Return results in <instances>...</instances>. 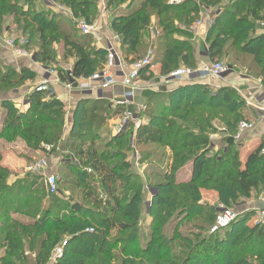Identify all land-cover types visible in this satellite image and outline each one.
Masks as SVG:
<instances>
[{"label": "trees", "instance_id": "obj_1", "mask_svg": "<svg viewBox=\"0 0 264 264\" xmlns=\"http://www.w3.org/2000/svg\"><path fill=\"white\" fill-rule=\"evenodd\" d=\"M56 1L74 17L89 23L98 13V0ZM133 2L106 0V6L115 13L123 5L129 9ZM200 7L220 10L207 31L209 61L230 52L243 64L249 58V68L264 85V45H253L250 39L240 43L255 22L264 20V0H185L173 5L167 0H144L128 14L113 16L110 26L118 34L123 52L134 55V60L140 58L143 47L139 32L155 14L160 32L153 63L160 62L162 75H166L178 68L180 60L194 65L188 42L175 35L188 38L187 27L194 22ZM6 17L13 19L17 31L28 35L29 43L37 47L36 58L43 65L55 61V44L63 45L65 58H74L71 74L75 78H86L106 64L107 51L92 46L89 35L80 34L65 15L37 8L35 0H0V25ZM126 56L123 58L131 61ZM34 76L30 69L16 70L0 62V93L4 96L1 105L6 110L0 138L8 142L20 138L31 150L57 153L55 146L64 131L62 101L55 95L34 91L28 96V108L20 111L7 98L10 90ZM183 93L184 89L178 88L160 103L147 106L148 123L135 130V147L141 162L150 159L156 148L171 151L166 172L156 173L154 165L148 166L147 187L127 161L130 131L111 137L104 147H95L93 141L87 148L79 147L81 141L76 139L66 143L65 148L71 153H62L65 162L57 172L67 175L58 181L70 192L67 199L47 195L39 174L26 173L9 185L11 171L0 164V264H47L57 245L62 248V255L52 264H264V222L249 224L252 210L239 214L223 232L209 234L215 213L208 203H201V190L212 191L217 201L236 206L252 191L264 193L263 143L244 164L237 143L225 140L217 151L210 144L214 120L225 126L228 137L236 134L238 122L243 120L244 100L229 87L222 89L219 102L207 99L192 104L185 101ZM88 103L80 100L72 113L71 132L78 131L82 137L95 124L102 123V112L108 115L104 100ZM82 121L89 126H81ZM117 158L120 161L112 163ZM188 163L192 164L191 177L179 182L177 173ZM85 165L91 171L86 172ZM151 176L155 180L150 181ZM35 181L41 185V193L35 190ZM72 184L78 188V199H71ZM147 188L154 193L147 213L150 221L144 226ZM192 218L199 221L192 228L201 232L208 228L207 236L182 234L181 225ZM171 224V233H167L166 227Z\"/></svg>", "mask_w": 264, "mask_h": 264}, {"label": "crops", "instance_id": "obj_2", "mask_svg": "<svg viewBox=\"0 0 264 264\" xmlns=\"http://www.w3.org/2000/svg\"><path fill=\"white\" fill-rule=\"evenodd\" d=\"M36 3L38 5L37 0ZM97 9H98V13L93 21V23L96 24V31L93 32L92 35H89V40L91 41V45L96 48H102L105 51H107V48L109 46H113L120 51L122 57L126 56V54L121 49V44L118 34L111 29L110 23L113 16H112V12L110 11V8L106 6V0H98ZM211 9L215 10L216 8L211 7ZM104 10L108 12L109 17L105 18L101 15ZM151 25L157 26L159 28L157 19L155 17H151L149 25L145 28V30L143 29L144 33H141L140 44L150 45V43L153 40L155 41V43L156 41L159 40L158 37L152 36L149 29ZM190 26L187 27L188 28L187 31H189L190 33L188 38L183 35H177V36L175 35V37L181 40H186L188 42L192 54L191 61L194 64L192 67H197L201 63L209 62V58L207 55V44H206V36L208 29L205 33L201 31L195 33L190 29ZM179 27H181L182 29L184 28L182 24H179ZM9 30H11V27H9ZM245 36L246 37L248 36L247 38L252 40L251 44L253 45L258 44V42L264 45V33L262 32V29L260 28L258 22H255L254 28L248 31L244 36H242V38ZM54 48L56 50V58L55 61L52 62L50 65L55 67H61L67 65L72 66L74 62V58L72 57L65 58L63 56V51H64L63 45L58 44L57 46V44H55ZM133 56L134 55H129L126 57L128 60H131ZM154 58H155V54H154ZM0 62L2 65L4 66L10 65L14 67L16 70H19L20 68H27L35 73L34 78L28 79L22 85L10 90L11 93L12 92L15 93L17 91L20 94V96H23L26 93V91L29 90L30 82L36 83L41 79L42 70L40 65L32 64L30 61L26 59L16 60V58L10 52L6 51V49L3 48H0ZM248 62H249V58H248ZM248 62H246V64L238 62L236 64V69L233 68V72H231L225 78L220 80L209 79L205 81L203 80V81H195V82L176 81L165 84L162 83L161 81V77H162L161 64L157 60L154 61V63H152V65L141 74L139 80V87L135 91L136 92L135 105L131 107V109L133 110H136L137 105H141L144 107L143 111H141L139 115L138 127L140 125H146L148 123V117L145 114V110L147 109V106L154 104L153 101L160 103L162 101V98H165L168 95V93L178 88L184 89L183 96L185 101H188L189 103L192 104H198L207 99L215 102H219L222 96V89L224 87L232 88L244 100L243 108L241 111L243 114V120H247L254 123V128L252 130L245 131L242 134L241 140L238 141V143L236 144L237 148L239 149L240 159L244 164L248 155L253 150L258 148L259 145H261L264 135V85L261 82V79L253 74V70L249 68ZM186 65L189 64H186L184 60H180L178 63V67H184ZM188 67L191 66L189 65ZM54 91L56 98L61 100L62 103L64 104V108L67 116L68 115L72 116V113L80 100L82 99L87 100L89 101L90 104L94 100H96V98L91 93L89 94V92H81L77 89L68 90L62 84H56L54 87ZM11 93L9 92L7 93L8 99L12 97ZM104 93H105L104 102L105 105L107 104L108 106L107 107L108 115H106V112H102L103 116L105 117L102 126L103 128L109 131V133L111 134L110 135L111 138L118 135L117 125L119 122L121 109L114 106L112 102L114 99L119 98L122 93V86L120 84L119 78L117 79L116 84L113 86V88L107 89L106 91H104ZM13 103L15 107H17L20 111H25L28 108V106H24L15 102ZM0 114H1L0 115V132H1L4 119L6 116V110L2 107L1 102H0ZM219 123L221 126L220 128L218 127L219 130L221 129V132H225L226 129L223 128V125L220 121ZM228 136L223 138L221 142L220 141L216 142L218 140L216 141L213 140L212 136L210 135L209 139L213 151H217L220 147H223L225 145V140H227ZM0 142H4L8 145H16V144L20 145L18 151L14 152V155H7L5 159H0L1 161L3 160L2 162L0 161V164L4 167H7L11 171V174L9 175L7 180V183L9 185L12 184L15 180L21 179L26 173H28L25 167L31 160V157L37 158L43 155L48 156V163L49 166L51 167V170H53L54 172H56V174H58L57 170L59 166H61L62 164V156H59L60 153L58 155H55L54 153L45 154V152H42L40 150H31L27 148L25 143L20 138H17L12 142H8L5 139L0 138ZM135 148L137 149V147ZM134 154L135 153L133 152V150L128 149L126 154L127 161L130 163V165L136 167V169L139 168L140 171L135 170V173H137L142 178L143 184H145L146 181H145L144 166L146 164V161L141 162L139 157L138 160H135L137 159V155L135 156ZM170 162H171V155L168 163L170 164ZM169 164L167 165V169H169ZM191 174H192V164L188 163L183 168H181V170H179V172L177 173V179L179 182L188 181L191 177ZM145 187H147L146 184ZM147 189L149 193L147 196V201L145 203L146 217L143 222L144 226H147L150 221V218L148 217L147 213L149 212V208L151 204V196L154 193L151 192L154 191L153 189H149V188ZM202 192L203 193L208 192L207 194H209L208 195L209 197L215 198V194L212 191L201 190V193ZM259 194H260L259 196H256V192L252 191L251 196L249 198L243 199L241 203L238 206H236L238 213L241 214L249 210L251 211L255 207H264V193L260 192ZM76 196L80 197V194ZM59 197L62 199H67L70 197V192L65 190ZM71 199L72 200L74 199L73 195H71ZM75 199H78V197H76ZM250 222L251 221H249V224ZM1 252L2 251L0 250V253ZM51 257L49 258V262L47 264L54 263V261L51 260Z\"/></svg>", "mask_w": 264, "mask_h": 264}, {"label": "built area", "instance_id": "obj_3", "mask_svg": "<svg viewBox=\"0 0 264 264\" xmlns=\"http://www.w3.org/2000/svg\"><path fill=\"white\" fill-rule=\"evenodd\" d=\"M37 1V8L52 9L53 11L68 17L80 34L88 36L96 31V24L93 23L94 25H92L83 18L74 17L68 8L60 5L56 0ZM184 1L185 0H170L169 4H181ZM219 13V9L214 10L209 7H204L201 16L192 23L190 29L195 33L200 31L205 33ZM101 15L105 18L109 17L106 10H104ZM258 24L264 33V21H259ZM149 29L153 37L159 35L160 29L157 26L151 25ZM3 31L4 32L0 34V48L6 49V51L10 52L16 60L26 59L32 64L40 65L42 70L41 79L38 82H30L29 90L26 91L23 96H20L17 91L15 93L10 92L12 95L10 100L24 106H29L28 96L32 92L36 91L48 95H55L54 87L56 84H62L68 90L77 89L81 92H89V94L91 93L96 99L104 100V91L112 89L119 78L122 86V93L119 98L114 99L112 102L114 106L121 109L117 125V133L124 134L130 131L128 145L129 148L135 152V129L138 127L139 115L144 107L137 105L136 110L131 109V107L135 105V91L139 87L140 76L143 73L142 71L148 69L153 63L155 54L154 40L150 43L149 49L143 57L131 61H126L117 48L109 46L107 48L106 64L104 67L93 72L86 78H75L71 74V65L61 67L43 65L39 63L36 58L37 49L29 43V39L26 36L17 33H7L10 31L9 27H5ZM231 72H233V67L231 65L220 61H209L207 63H201L193 68L185 66L178 67L168 74L162 75L161 81L166 84L176 81L195 82L209 79L220 80L225 78ZM3 98L4 96L0 93V102ZM253 128L254 123L247 120H241L238 123L236 134L232 137L233 142L237 143L240 141L242 134ZM262 143V152H264V135ZM44 147L46 150L50 149V146L45 145ZM70 158L71 160H75L73 157ZM62 162H65V158H62ZM25 169L28 173L42 175L43 185L47 195H54L58 192L56 174L51 170L45 157L39 158L38 160H35V162H29ZM252 211L258 221L264 222V207H255ZM239 214L240 213L233 208L218 204L213 222L208 229V233L217 234L223 232L232 224ZM61 255L62 248L59 246L54 249L51 260L55 261Z\"/></svg>", "mask_w": 264, "mask_h": 264}, {"label": "rangeland", "instance_id": "obj_4", "mask_svg": "<svg viewBox=\"0 0 264 264\" xmlns=\"http://www.w3.org/2000/svg\"><path fill=\"white\" fill-rule=\"evenodd\" d=\"M169 1L170 0H167V3L169 4ZM225 1V0H224ZM142 2H144V0H135V2H133L131 5H130V8L129 9H127V8H125V5H123L121 8H120V10H118V11H116L115 13H113L112 11H113V8H110V11L112 12V16H116V15H120V14H128V12L130 11V9H132V8H138V7H140V5H141V3ZM107 5V4H106ZM171 5H173V4H171ZM36 7H38V6H36ZM209 8H211V7H209ZM204 10V7H200L199 8V11L197 12V15H196V17H195V20L196 19H198L200 16H201V13H202V11ZM151 17H155V14H152L151 16H150V18ZM156 18V17H155ZM194 20V21H195ZM91 24L92 25H94L93 24V22H91ZM5 27H11V30L9 31V32H7V33H9V34H11V33H17V34H21V35H24V36H26L27 38H28V35L27 34H22V33H20L19 31H17L16 30V28H15V26H14V22H13V19L11 18V17H6L5 19H4V22H2L1 23V25H0V34L2 33V32H4L3 31V29H5ZM144 29V28H143ZM145 30V29H144ZM140 34L141 33H144V31L142 30V31H140L139 32ZM248 37V36H247ZM244 38V39H242L241 41H240V43H244V42H248L249 41V38ZM33 44V43H32ZM149 45V44H148ZM148 45H143V47H142V49H141V51H140V54L139 55H141L140 57H143V55L148 51V49H149V47H148ZM35 48H37L35 45H33ZM57 46H58V44H57ZM236 57L237 56H234V53L233 52H230L229 53V55L228 56H226V57H224L223 55L222 56H217L216 58H214V61H220V62H225V63H227V64H229V65H231L234 69H236V64L238 63V62H240V60L238 59H236ZM39 62V61H38ZM39 63H41V62H39ZM232 63V64H231ZM42 64V63H41ZM185 67H188V66H185ZM9 93H10V91H9ZM153 103H156L155 101H153ZM88 105H90V103H88ZM220 113V112H219ZM222 114H223V112H221ZM1 115V114H0ZM69 117V118H68ZM68 120V121H67ZM105 120V119H104ZM104 120L102 121V123L101 124H95L94 126H93V128L89 131V133L87 134V132H86V134H87V136H84V137H82V136H79V133H78V131H74V132H71V127H72V116H70V115H68L67 116V114H66V112H65V115H64V131H63V134H62V137L60 138V141H59V143H57L56 144V150L58 151L57 153H54L55 155H58L59 153H60V155L59 156H62L63 154H69V153H71V152H69V150L67 149V148H65V145H66V143H68V141L70 140V139H76V140H80L81 141V143H80V145H79V147L80 146H83L84 148H87V147H89V145H90V143H91V141H93V143H94V145H95V147H98V146H102V147H104V145L108 142V141H110L111 140V138H110V133H109V131L107 130V129H105V128H103V126H102V124L104 123ZM241 121V120H240ZM239 121V122H240ZM238 122V123H239ZM223 125V124H222ZM81 126H85V128H87L88 126H89V124H87V122L86 121H82L81 122ZM213 126H214V128H215V130L213 131V132H211L210 134H209V136L211 135L212 136V138H213V140H218V141H216V142H221L222 140H223V138H225L226 136H228V132L225 130V132H221V129L219 130V128L221 127L220 126V123H219V120H214L213 121ZM219 127V128H218ZM223 128L224 129H226L225 128V126L223 125ZM237 128H238V125H237ZM214 141V142H215ZM236 143V142H235ZM238 143V142H237ZM45 146V145H44ZM219 146V145H218ZM217 146V147H218ZM16 147V148H15ZM19 147H20V145L19 144H16V145H8V144H6V143H4V142H0V159H5L6 158V156L7 155H14V152L15 151H18V149H19ZM45 148V147H44ZM215 148V147H214ZM64 150V152H63V150ZM111 149V148H110ZM130 149V148H129ZM68 150V151H67ZM135 150V156L137 155V159H135V160H138V157L140 158L141 156L138 154L139 152H138V150L135 148L134 149ZM156 151H155V154L150 158V159H148L147 161H146V164H145V171L147 170L148 171V169H149V167L150 168H152V166L154 165V170L156 171V173H158L159 171H166V170H168L167 169V165L169 164L168 163V161H169V158H170V155H171V151L168 149V148H166V147H159V148H156L155 149ZM63 153V154H62ZM170 153V154H169ZM18 154H20V153H18ZM51 154H53V153H51ZM23 155V154H22ZM18 156H21V155H18ZM42 157H45L46 159H47V161H48V156H46V155H43V156H41V157H37V158H34V157H31V160L29 161V162H31V161H34L35 162V160H38L39 158H42ZM71 157V156H70ZM73 158H75V157H73ZM79 159H81V158H79ZM73 160V159H72ZM1 161V160H0ZM3 161V160H2ZM1 161V162H2ZM50 161V160H49ZM74 161V160H73ZM75 161H78V159L77 158H75ZM120 161V159L119 158H117V159H114V160H112V163H118ZM149 166V167H148ZM131 168H132V170L133 171H140L139 170V168L138 169H136V167H134V166H132L131 165ZM147 168V169H146ZM83 169H85V171L86 172H88V171H91V168L88 166V165H85L84 167H83ZM54 172V171H53ZM55 174H56V172H54ZM60 174V175H59ZM59 174H56V177H57V185H58V192L56 193L57 195L59 194V196L65 191L64 190V186L63 185H61V183H58V181H59V179H60V177L61 178H63L64 179V177H67V175L64 173V172H61V171H59ZM149 176V175H148ZM41 181H42V183H43V177H42V175H41ZM73 179V178H72ZM151 179L152 180H155V178L153 177V176H151V178H150V181H151ZM93 180L95 181V183L96 184H98L97 183V178L94 176V178H93ZM36 182V181H35ZM153 182V181H152ZM147 185V184H146ZM35 190H38L39 192H40V189H41V185L38 183V182H36V184H35ZM72 186V191L74 192V194H73V196H74V199L76 198V197H78V198H80L79 196H76V195H78V194H76V193H78V188H76L73 184L71 185ZM43 189H45L44 188V185H43ZM151 192H153V191H151ZM155 192H157L156 191V189H155ZM256 192V191H255ZM41 193V192H40ZM208 192H206V193H201L202 194V199H201V203H208L210 206H211V209H212V212H216V207H217V205L218 204H222V205H224V206H227V207H230V208H233L234 210H236L237 211V208H236V204H233V205H225V204H223V203H221V202H219V201H217V200H215V198L214 197H209L208 195L209 194H207ZM260 192H256V196H259L260 194H259ZM241 202L239 201V204H240ZM238 204V205H239ZM237 205V206H238ZM238 212V211H237ZM249 221H251L250 223H252V224H254L255 222H258V220L256 219V217L254 216V214H253V216H252V218L249 220ZM196 223H199V221L196 219V218H192V219H190L188 222H187V224L185 223V224H183V225H181V227H180V230H181V232H182V234H184V235H187V236H190V237H192V234H196V235H201V236H207V229L208 228H206V229H204V230H202V232L201 231H199V230H195L194 228H192V225H194V224H196ZM249 223V222H248ZM172 226V224L169 226V227H166V232L167 233H171V227ZM209 228H210V226H209ZM56 247H58V245L56 246ZM115 264H119L118 262H116Z\"/></svg>", "mask_w": 264, "mask_h": 264}, {"label": "water", "instance_id": "obj_5", "mask_svg": "<svg viewBox=\"0 0 264 264\" xmlns=\"http://www.w3.org/2000/svg\"><path fill=\"white\" fill-rule=\"evenodd\" d=\"M229 142H233L232 137H228V138H227V143H229Z\"/></svg>", "mask_w": 264, "mask_h": 264}]
</instances>
